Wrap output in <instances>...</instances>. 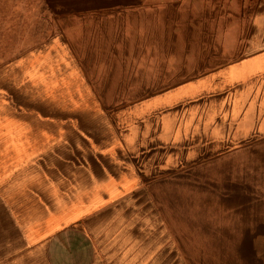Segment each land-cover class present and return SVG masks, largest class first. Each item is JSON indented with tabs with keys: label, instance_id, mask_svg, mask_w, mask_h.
I'll list each match as a JSON object with an SVG mask.
<instances>
[{
	"label": "crops",
	"instance_id": "obj_1",
	"mask_svg": "<svg viewBox=\"0 0 264 264\" xmlns=\"http://www.w3.org/2000/svg\"><path fill=\"white\" fill-rule=\"evenodd\" d=\"M38 7L64 29L26 70L66 97L0 113V264H159L160 188L255 141L264 152V0ZM100 91L147 93L86 95Z\"/></svg>",
	"mask_w": 264,
	"mask_h": 264
},
{
	"label": "rangeland",
	"instance_id": "obj_2",
	"mask_svg": "<svg viewBox=\"0 0 264 264\" xmlns=\"http://www.w3.org/2000/svg\"><path fill=\"white\" fill-rule=\"evenodd\" d=\"M49 18L50 13L40 11L38 0H0V113H38L40 106L47 108V100L66 97L62 91H39L37 75L26 70L32 54L64 29L51 27ZM146 93L86 95L114 106ZM179 178L180 182L160 188L168 242L165 237L164 250L156 251L155 261L264 264V152L258 141L236 155L188 166Z\"/></svg>",
	"mask_w": 264,
	"mask_h": 264
}]
</instances>
